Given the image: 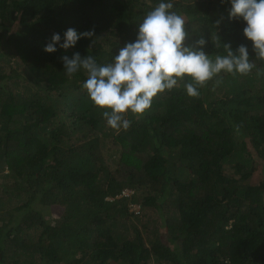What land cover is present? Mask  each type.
<instances>
[{
	"label": "trees",
	"instance_id": "16d2710c",
	"mask_svg": "<svg viewBox=\"0 0 264 264\" xmlns=\"http://www.w3.org/2000/svg\"><path fill=\"white\" fill-rule=\"evenodd\" d=\"M171 2L186 45L254 68L185 75L117 132L60 57L112 63L159 0H0V264H264V61L229 0ZM69 27L93 36L43 50Z\"/></svg>",
	"mask_w": 264,
	"mask_h": 264
},
{
	"label": "clouds",
	"instance_id": "9594fccd",
	"mask_svg": "<svg viewBox=\"0 0 264 264\" xmlns=\"http://www.w3.org/2000/svg\"><path fill=\"white\" fill-rule=\"evenodd\" d=\"M229 2V18L245 22L244 36L252 42L256 58L264 61V0ZM172 9L171 0H159L138 24L136 39L120 48L112 63L98 64L93 56L82 57L79 52L73 53L71 58L60 57L67 75L81 69L87 73L82 88L95 106L104 109L102 116L107 126L117 132L130 126L126 113L144 114L158 93L171 91L185 75L192 81L184 84L187 95L197 96V86H203L222 72L246 75L254 68L244 44L233 50L224 43L226 54L216 55L214 59L202 47L186 45V20ZM91 36L92 30L78 31L69 27L63 33L62 42L61 35L53 33L43 50L48 53L56 52L58 47L67 50L81 38ZM197 44L203 46L205 40L201 38Z\"/></svg>",
	"mask_w": 264,
	"mask_h": 264
},
{
	"label": "rangeland",
	"instance_id": "374dc122",
	"mask_svg": "<svg viewBox=\"0 0 264 264\" xmlns=\"http://www.w3.org/2000/svg\"><path fill=\"white\" fill-rule=\"evenodd\" d=\"M259 161H261L262 162V159H260ZM261 162H260V164H261ZM44 214H47V212H44ZM151 226V225H150Z\"/></svg>",
	"mask_w": 264,
	"mask_h": 264
}]
</instances>
